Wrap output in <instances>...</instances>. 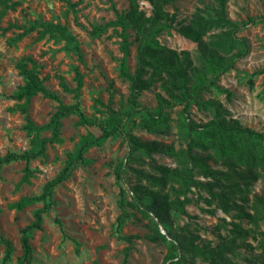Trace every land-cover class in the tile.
I'll list each match as a JSON object with an SVG mask.
<instances>
[{"label": "rangeland", "instance_id": "374dc122", "mask_svg": "<svg viewBox=\"0 0 264 264\" xmlns=\"http://www.w3.org/2000/svg\"><path fill=\"white\" fill-rule=\"evenodd\" d=\"M10 8L3 13L0 5V157L8 152L21 153L30 149V137L24 131V119L16 109L10 96L23 84L16 65L23 57H31L36 64V73L51 92L58 95L65 105L74 103L72 94L65 93L58 84L57 77L64 78L71 89L75 87V72L82 76L79 91V106L88 118L102 120L119 108H127L128 83L119 76V65L124 59L129 72L135 69V33L127 30L131 43L126 56L120 51L121 39L112 27H105L119 14L128 9L126 0H1ZM139 9L146 16L151 15V6L138 0ZM213 6L211 0H177L165 7V11L175 13L177 21L188 22L198 9ZM226 14L232 22L242 25L252 19L237 33V37L248 43L247 55L236 61L234 68L222 75L216 88L202 95L201 101H213L227 110L241 126L257 132H264V0H227ZM53 23L65 26L79 43L83 55L81 63L75 52L64 41L44 36L38 38L41 24ZM36 27L33 31L29 29ZM105 27L99 34H92L94 28ZM163 47L175 51H188L196 57V45L180 37L174 31H163L157 37ZM252 81V89L247 82ZM228 93L231 96H228ZM164 96L159 84L143 92L138 101L147 109L156 107L155 95ZM58 103L40 95L29 101V116L36 125L48 122ZM179 108L166 110L167 134L148 133L135 126L143 114L136 115L129 122V131L142 142L158 141L172 145L176 150L188 145L179 128ZM215 108L192 105L187 121L196 125L214 117ZM77 117L70 115L61 120V143L48 146L45 157L30 163L33 176L28 184L17 186L23 173L24 163L13 162L0 172V236L13 245L11 261L16 264L22 255L20 231L33 220V211L40 207L35 204L16 211L10 205L24 196L38 195L42 186L54 178L63 167L66 155L76 153L78 142L87 133L77 126ZM135 125H134V124ZM97 135L98 131L91 129ZM48 137V132L40 133ZM197 153L202 150L194 148ZM138 157L128 161L127 156ZM151 164L174 167L173 157L152 153L149 155L131 153L121 136L105 140L100 146L90 148L84 155V162L75 164L66 181L54 189L55 206L44 217L42 229L30 235L32 247L31 264H121L128 244L121 237L136 236L132 240L127 264H162L166 254L164 243H153L148 239L152 234L150 219L139 212L127 208L130 217L118 223L120 213L117 202L119 191L127 192L138 183L131 171L139 169L151 173ZM213 170L226 172L220 162H209ZM141 184H146L142 181ZM170 193V192H169ZM264 194V180L259 179L248 190L249 199L253 195ZM172 197V195H171ZM190 202L185 206L188 216L171 211L167 221L172 235L180 240L186 236H197L199 240L212 246L219 242L218 235H229L231 222H238L235 212L224 214L216 205L207 206L203 191L191 189L187 194ZM201 197V198H199ZM212 210L209 214L206 210ZM61 223V227L58 223ZM247 228L245 221H240ZM161 233L165 232L160 228ZM264 234V220L259 224ZM259 239V237L257 238ZM169 240V239H167ZM198 240V241H199ZM251 248L238 250V257L232 258L237 264H247L246 259L258 256V240L248 238ZM4 247L0 243V264ZM187 258L189 256H186ZM195 264H206L199 259Z\"/></svg>", "mask_w": 264, "mask_h": 264}, {"label": "trees", "instance_id": "16d2710c", "mask_svg": "<svg viewBox=\"0 0 264 264\" xmlns=\"http://www.w3.org/2000/svg\"><path fill=\"white\" fill-rule=\"evenodd\" d=\"M126 1L128 9L105 27L114 28L116 33L117 29L120 30L117 34L121 39L120 51L124 56L128 54L131 44L127 30L131 29L135 33V69L132 73L129 72L124 59L119 65V76L128 83L127 108L116 109L99 121L88 118L79 106L82 76L77 68L74 69L73 89L67 86L63 77H57L61 90L72 94L74 99L73 104L65 105L56 93L45 87L35 71L36 64L31 57L21 58L16 65L23 84L10 99L17 104L14 109L23 115V129L30 137V149L21 153L8 152L1 156L0 172L10 163L23 162V173L17 186L28 184L33 176L30 163L37 158H44L48 146L61 143L62 119L74 115L77 117L76 125L87 130L78 142L77 152L66 155L63 167L42 186L38 195L21 197L10 205L16 211L40 205L33 211L32 222L20 231L22 255L17 258L16 264H31L33 251L30 235L31 232L42 229L43 217L55 206L54 189L68 179L75 164L84 162V155L90 148L100 146L105 140L116 136H121L131 153L164 154L176 161L174 167L151 164V173L131 167L138 183L128 189L130 201L126 200L127 192L120 189L117 202L120 211L118 223L130 217L127 208L150 219L152 234L148 239L153 243L166 245L162 264H195L196 259L206 264H237L232 258L239 256V249L248 251L251 248L246 243L248 238L258 240L261 253L258 256L251 255L253 257L246 259L247 264H264V234L259 231V224L264 220V194H255L251 199L248 197L250 186L259 179L264 180V132L241 126L227 110L213 101H201L202 95L216 88L219 78L232 70L236 61L247 55L248 43L237 37V33L253 20L249 19L248 23L238 25L228 19L227 0H211L212 7L198 9L188 22L177 21L175 13L165 11V7L177 0H142L151 6L150 16L139 9L138 0ZM0 5L1 13L10 8L1 0ZM40 27L38 38L48 36L64 41L83 63L79 43L65 26L46 23ZM105 27L94 28L92 34L101 33ZM35 28L32 26L29 31ZM163 31H174L194 43L195 59L188 51H175L161 46L157 37ZM260 73H264V69L256 74ZM157 83L164 96L156 94V107L150 110L142 106L138 99ZM247 85L252 89V81H248ZM37 95L58 103L48 122L41 126L36 125L29 116V101ZM228 96L231 94L228 93ZM192 105L202 108L213 106L214 117L199 125L187 121ZM174 108L180 109L179 128L183 140L188 143L184 150H176L172 145L158 141L142 142L129 131L128 124L132 118L143 114L136 125L133 123L135 126L151 134H167L165 111ZM91 129L97 130L98 134L95 135ZM45 131L49 136L41 137L40 133ZM194 148L202 150V153H197ZM137 158L132 154L127 156L129 162L136 161ZM209 162H220L227 171L213 170L208 166ZM142 181L146 184H141ZM192 188L205 192L207 199L203 200L207 206L215 204L224 214L235 212L238 222H231L229 235H218L219 242L214 246L199 240L197 236L190 235L180 240L168 229L167 221L171 211L188 216L185 206L190 202L187 194ZM206 212L213 214L209 209ZM240 221H245L248 227H242ZM56 222L61 227V223ZM160 228L165 232L164 235ZM134 238L136 236L121 237L128 244L121 264H127ZM0 243L4 247L1 264H7L11 261L13 245L3 236H0Z\"/></svg>", "mask_w": 264, "mask_h": 264}]
</instances>
